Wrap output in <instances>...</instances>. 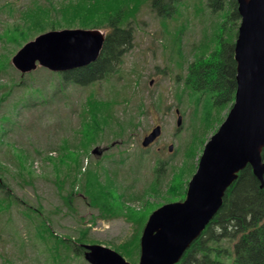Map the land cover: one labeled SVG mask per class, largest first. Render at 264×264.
I'll return each instance as SVG.
<instances>
[{"label":"rangeland","instance_id":"374dc122","mask_svg":"<svg viewBox=\"0 0 264 264\" xmlns=\"http://www.w3.org/2000/svg\"><path fill=\"white\" fill-rule=\"evenodd\" d=\"M37 1L46 3V0ZM57 1L60 0H53L54 3ZM82 1L76 0L79 8L70 15L61 17L58 14V20L62 22L60 27H64L54 31L85 29L106 34L107 29L81 28L77 22L85 21L86 10L96 1L101 5L98 15L101 18L105 10L113 13V9L124 2L129 7L126 21L129 20L133 30L132 48L125 53L118 73L109 79L86 86L61 82L57 85L51 77L59 73L52 76L40 67L26 75L16 71L11 63L13 55L27 42L53 31L50 26L42 33H34L18 47L11 44L18 34L9 28L10 40L3 45L0 42V83L4 85L0 88V118L3 119L0 120V161L5 160L0 163L4 167H0L6 168L0 169V180L1 177L4 180L0 201L8 195L15 200L10 207L0 206V264H53L52 253L56 247L62 248L61 238L75 240L83 229H87V241L78 245L96 244L114 250L113 245L132 243L138 235V226L142 225L140 240L153 211L185 199L182 194L196 171L204 144L217 131L234 103L233 95L218 117L221 122L214 123L204 137L203 123L209 117L203 116V100L199 101L196 91L186 85V79L188 66L197 58L208 57L213 50V27L225 23L224 31L231 32L229 40L234 44L240 19L222 21L219 13L210 14L204 0H182L166 17L152 9V0ZM29 2L0 0V6L12 3L20 9ZM94 15L97 16L93 13L91 17ZM17 16V13L9 16L0 11V32ZM174 41L180 45V56L174 54L172 57ZM5 63L9 67L6 68ZM19 84L26 87L25 91L17 87ZM2 92L7 95L1 96ZM89 94L93 99L113 102L112 113L116 121L107 123L100 130L95 123H85L88 121L86 116L82 123L81 110ZM175 110L179 111L178 115ZM178 116L181 117L180 126L176 123ZM127 121L134 127L128 126ZM209 124L204 123L206 128ZM155 126L161 127L160 137L143 149V138ZM96 148L106 151L103 155L92 154ZM61 153L62 162L58 161ZM14 156L25 157L23 166L30 175L6 161ZM50 158L57 164L50 162ZM76 161L83 172L89 167H97L99 180L110 183V194L102 195L101 200V206H107L104 214L89 206L88 199L78 189L85 181L78 173L75 174L73 210L66 206L64 197L72 191L70 177L74 173L69 174L66 166L74 169ZM157 166L161 168L159 172H156ZM155 181L158 194L154 193L151 184ZM175 182L177 184H172ZM146 189L154 192L140 194ZM122 192L141 196L130 201L126 200L130 196ZM39 214L47 225L43 235L35 232L38 222L34 216ZM240 244V236L231 244L236 264H244L239 258ZM72 257L70 264H88L83 256ZM122 257L131 264H138L139 252L129 259L132 262Z\"/></svg>","mask_w":264,"mask_h":264},{"label":"trees","instance_id":"16d2710c","mask_svg":"<svg viewBox=\"0 0 264 264\" xmlns=\"http://www.w3.org/2000/svg\"><path fill=\"white\" fill-rule=\"evenodd\" d=\"M87 1L83 0L82 3H87ZM114 1L118 2L119 0ZM181 1L182 0H152L151 6L159 15H165L166 17L173 13L176 4L181 3ZM204 2L210 14L215 15L219 13L222 17V21L230 22L232 18L239 19L237 0H204ZM46 3L30 0L26 6L20 9L14 7L12 3L1 5L0 11L8 13L9 16H13L14 13L18 15L14 18L13 23H6L0 32V42L2 45L10 40L9 36L11 34H9V28L18 34L11 43L18 47L30 39L34 33L46 31L48 26L53 30H59L64 27H60L62 22L58 20V14L61 17L67 16L74 12V9L79 8L76 0H60L56 3H54L53 0H46ZM93 3L94 5L85 12V21H79L77 23H79L81 28L107 29L103 50L99 58L89 66L69 70L57 75L50 73L52 76L56 75V77L51 78H54L57 85H61V82L64 85L72 83L86 86L95 84L100 80L109 79L111 75L118 73L125 53L132 48L133 30L129 20L126 21V16L129 12L127 3L124 2V5L119 6L115 10L113 9V13H111V10H105L102 13L103 18L98 16L101 8L100 2L96 1ZM80 6L82 7V5ZM225 10L228 11L223 13ZM93 13H96L97 16L94 15L91 17ZM216 25L215 27H217L218 32L215 33V27H213L214 30L213 33H211L214 51L212 50L208 57L197 58L191 63L188 66V76L186 79V85L196 91L197 94L195 95H198L199 101H201V99L203 100V116L208 115L209 117V120L204 122L210 123L208 128H206L203 123V117L201 120V123H203L204 137L213 127L214 123L221 122L218 117H220L228 101L232 99L236 89L234 79L236 69L234 44L233 41L229 40L231 32L224 31L226 29L225 23L222 26H220L221 24H218V26ZM36 26L39 29H37ZM236 34L237 32L235 31L234 37ZM172 51V57L174 54L180 56L181 49L179 43L174 41ZM4 66L6 68L9 67L7 63H5ZM50 82L51 81H48V83ZM2 87H4V85L0 83V88ZM17 87L22 91L26 89L22 84H19ZM5 95H7V93L2 92L1 96ZM112 106L113 102L102 101L96 98L93 99V96L89 94L85 100V106L81 110L82 123H84L83 116H86L88 117V121H85V123H95V125H99V130L102 129L104 126H107V123L116 121L113 116L114 113H112ZM0 120L3 121L2 117ZM116 123H119V121L117 120ZM127 123L129 122L127 121ZM130 123H133L131 119ZM130 123L128 126L134 127ZM61 154L58 161L60 159L62 162L61 158L63 154ZM261 157L264 162V149L262 150ZM24 158L25 157L16 158L14 156V158L11 157V159L6 158V161L9 160L8 163L17 165L21 172L26 170L30 175L31 173L23 166ZM49 160L57 164L55 159L50 158ZM1 162H5V160L0 161V163ZM76 163L74 169L70 167V165L66 166L69 174L74 172L70 177L72 191L68 192V195L64 197L66 206L70 210H73L72 199L75 192V183L77 181L75 174L78 173L82 174V178L85 180L78 186V189H80L84 197L88 199L89 206L98 208L101 213L104 214L107 206H101V200L102 195L107 192L110 194L112 189L109 188L110 183H103L99 180L100 174L97 167L93 169L89 167L83 172L80 163L77 161ZM0 166L3 165L0 164ZM159 167L160 166H157L156 172H159L161 169ZM0 169L6 168L0 167ZM21 172H19V175H21ZM65 180L67 181V178L64 179L63 182H65ZM151 184L155 192L151 191V189H146L140 194L144 195L149 192H154L155 194L160 193L157 186L158 183L155 181ZM172 184H177V182ZM3 185L4 180L1 177L0 188L3 187ZM115 188L117 187L115 186ZM185 192L186 190L183 194H185ZM122 193L125 195L128 194L130 197L126 200L130 201H135L134 199L137 198V196H141L138 195V193ZM80 194L81 193H79V195ZM183 194L182 197L184 199L185 195L183 196ZM2 200L0 201V206L2 207H10L12 203L15 202L9 195L4 201ZM112 213H115V211L113 210ZM31 217L33 216L31 215ZM39 217L40 214L37 217L34 216L35 221L38 222L35 232L36 234L38 232V234L41 233L43 235L45 230H47V225L42 217ZM141 228L142 225H139L138 235H136L132 243L126 242L120 245H113V249L116 252L118 251L119 254L121 253V255L128 260L132 259V257L139 252V233ZM86 233L87 229L81 230L79 232V237L75 240L61 238L59 244L62 245V248L56 247L55 252H51L53 254V264H70L72 255L83 256L84 249L78 244L87 241ZM239 236L241 239L239 258L242 262L244 264H264V181L261 187L258 180L253 176L251 168L248 166L238 174L236 181L224 194L222 205L214 218L208 223L200 237L191 244L177 264H236L232 256L231 244Z\"/></svg>","mask_w":264,"mask_h":264},{"label":"water","instance_id":"95a60500","mask_svg":"<svg viewBox=\"0 0 264 264\" xmlns=\"http://www.w3.org/2000/svg\"><path fill=\"white\" fill-rule=\"evenodd\" d=\"M240 23L234 43V103L217 131L204 144L185 199L153 211L139 240L138 264H176L200 237L222 205L226 190L247 166L260 186L264 181V0H237ZM105 35L100 30L49 31L26 43L13 55L20 74L37 69L64 73L94 63ZM178 113V112H177ZM181 117L177 119L180 126ZM161 135L154 127L141 142L148 147ZM169 151L172 146H169ZM98 152L97 148L92 154ZM88 264H131L102 245H81Z\"/></svg>","mask_w":264,"mask_h":264},{"label":"flooded vegetation","instance_id":"af4514ba","mask_svg":"<svg viewBox=\"0 0 264 264\" xmlns=\"http://www.w3.org/2000/svg\"><path fill=\"white\" fill-rule=\"evenodd\" d=\"M104 151H106V149H104V150H102V151L98 150V152H96V153H94V154L103 155V154H104Z\"/></svg>","mask_w":264,"mask_h":264},{"label":"bare ground","instance_id":"6f19581e","mask_svg":"<svg viewBox=\"0 0 264 264\" xmlns=\"http://www.w3.org/2000/svg\"><path fill=\"white\" fill-rule=\"evenodd\" d=\"M177 264V263H176Z\"/></svg>","mask_w":264,"mask_h":264}]
</instances>
